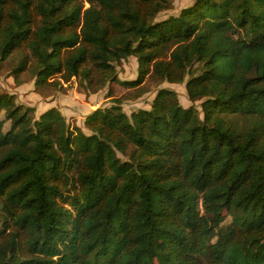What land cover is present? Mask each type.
Wrapping results in <instances>:
<instances>
[{
  "label": "trees",
  "instance_id": "1",
  "mask_svg": "<svg viewBox=\"0 0 264 264\" xmlns=\"http://www.w3.org/2000/svg\"><path fill=\"white\" fill-rule=\"evenodd\" d=\"M0 0L15 77L161 87L72 127L0 91V264H264V0ZM136 56L138 77L116 65ZM229 218V221H226Z\"/></svg>",
  "mask_w": 264,
  "mask_h": 264
},
{
  "label": "rangeland",
  "instance_id": "2",
  "mask_svg": "<svg viewBox=\"0 0 264 264\" xmlns=\"http://www.w3.org/2000/svg\"><path fill=\"white\" fill-rule=\"evenodd\" d=\"M170 7L162 10L157 19L177 14L182 8L192 4L194 0H169ZM11 62L0 60V91L14 94L16 103L35 108L34 116L37 117L49 107L58 108L64 115L67 123L72 127L79 126L89 133L84 125L87 115L99 107L109 106L119 100L123 109L128 114L139 108H150L152 99L161 87L171 88L176 91L178 100L184 106L200 101H191L187 95L185 81L171 83L167 81L156 82L146 76L144 81L137 86H126L116 81L107 83L95 91L85 89L78 77L63 82L61 87L56 85L38 86L35 78L30 73L23 72L15 77L11 72ZM117 74L121 80L136 79L138 77V61L136 56H129L116 65ZM226 221H229L227 218Z\"/></svg>",
  "mask_w": 264,
  "mask_h": 264
}]
</instances>
